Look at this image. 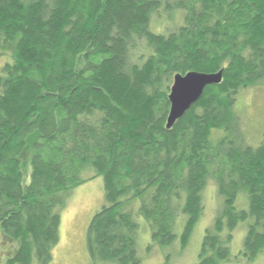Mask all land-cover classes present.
<instances>
[{"label":"trees","instance_id":"obj_1","mask_svg":"<svg viewBox=\"0 0 264 264\" xmlns=\"http://www.w3.org/2000/svg\"><path fill=\"white\" fill-rule=\"evenodd\" d=\"M2 51L0 235L14 247L5 264H51L61 209L96 176L105 202L87 231L94 263L141 264L139 224L123 210L134 199L154 243L171 245L181 216L185 243L209 180L224 203L197 264L229 259L242 222L240 255L264 253V143H247L236 109L264 81V0H0ZM220 71L168 129L174 76Z\"/></svg>","mask_w":264,"mask_h":264},{"label":"rangeland","instance_id":"obj_2","mask_svg":"<svg viewBox=\"0 0 264 264\" xmlns=\"http://www.w3.org/2000/svg\"><path fill=\"white\" fill-rule=\"evenodd\" d=\"M164 14L157 13L153 18L152 28L157 32H162L159 30L163 29V25L168 23L166 21L167 16ZM180 18H182V15L174 14L172 20L170 19L172 26L178 24L177 22ZM9 56L8 52H0V68ZM236 109L241 116V131L247 143L253 146L264 143V81L258 86L241 91L237 99ZM219 132H214V134H219ZM202 196L204 213L195 225L192 235L185 243L180 240L185 226V217L181 216L175 226L176 240L169 246H161L152 241L150 226L139 215L143 200L134 199L123 205V210L131 212L139 224L138 254L141 264L198 263L204 235L207 229L213 227L215 218L224 203V199L219 194L216 183L213 180H209L202 191ZM104 202V181L101 176L92 178L71 193L66 207L60 211V240L53 249V261L51 264H102L94 263L90 259L87 249V231L93 215L100 210ZM237 206L239 209L247 208L248 202L245 194H240ZM246 231L247 222L240 223L234 229L231 257L221 264H264V253H261L252 261H248L240 255ZM149 245L150 249L148 250ZM13 248L12 244L3 246L0 235V264L6 263L4 253L12 252ZM32 264H37V262L34 260Z\"/></svg>","mask_w":264,"mask_h":264},{"label":"water","instance_id":"obj_3","mask_svg":"<svg viewBox=\"0 0 264 264\" xmlns=\"http://www.w3.org/2000/svg\"><path fill=\"white\" fill-rule=\"evenodd\" d=\"M222 79L223 71L212 74L199 72H189L184 75L176 74L170 88L169 101L171 107L167 119V128L171 129L199 101L206 87L220 84Z\"/></svg>","mask_w":264,"mask_h":264}]
</instances>
